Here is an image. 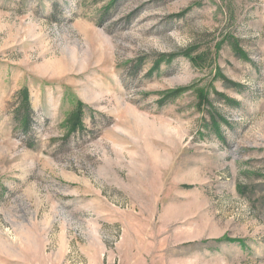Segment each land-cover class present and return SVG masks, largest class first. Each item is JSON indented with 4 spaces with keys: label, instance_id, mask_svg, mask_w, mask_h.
I'll list each match as a JSON object with an SVG mask.
<instances>
[{
    "label": "rangeland",
    "instance_id": "1",
    "mask_svg": "<svg viewBox=\"0 0 264 264\" xmlns=\"http://www.w3.org/2000/svg\"><path fill=\"white\" fill-rule=\"evenodd\" d=\"M0 264H264V0H0Z\"/></svg>",
    "mask_w": 264,
    "mask_h": 264
}]
</instances>
